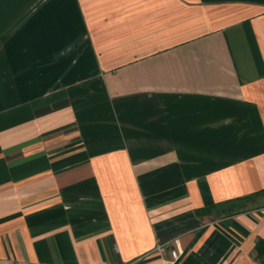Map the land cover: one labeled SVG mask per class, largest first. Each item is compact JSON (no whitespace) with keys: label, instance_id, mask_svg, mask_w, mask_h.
I'll return each instance as SVG.
<instances>
[{"label":"crops","instance_id":"1","mask_svg":"<svg viewBox=\"0 0 264 264\" xmlns=\"http://www.w3.org/2000/svg\"><path fill=\"white\" fill-rule=\"evenodd\" d=\"M261 190L264 0H0V264H264Z\"/></svg>","mask_w":264,"mask_h":264},{"label":"trees","instance_id":"2","mask_svg":"<svg viewBox=\"0 0 264 264\" xmlns=\"http://www.w3.org/2000/svg\"><path fill=\"white\" fill-rule=\"evenodd\" d=\"M264 190L259 192L246 195L243 197H238L230 200H226L224 202L216 203L212 206L205 207L197 210L198 214H206L210 212H216L222 215L234 214L240 211H244L247 209V205L253 202L258 196L263 195ZM257 250L260 254L264 252V241L260 240L257 244Z\"/></svg>","mask_w":264,"mask_h":264},{"label":"built area","instance_id":"3","mask_svg":"<svg viewBox=\"0 0 264 264\" xmlns=\"http://www.w3.org/2000/svg\"><path fill=\"white\" fill-rule=\"evenodd\" d=\"M155 251H157L160 254L168 253L171 260H166L165 263H172L174 260H176L179 256L178 249H169L167 245L164 243H157L154 248Z\"/></svg>","mask_w":264,"mask_h":264},{"label":"rangeland","instance_id":"4","mask_svg":"<svg viewBox=\"0 0 264 264\" xmlns=\"http://www.w3.org/2000/svg\"><path fill=\"white\" fill-rule=\"evenodd\" d=\"M263 201V197H260V198H258L257 200H256V202L255 203H253V204H258V203H260V202H262ZM252 204V203H251ZM248 205H250V204H248Z\"/></svg>","mask_w":264,"mask_h":264}]
</instances>
